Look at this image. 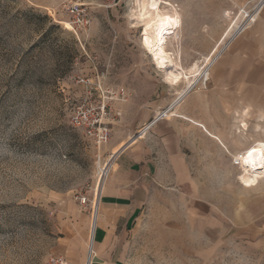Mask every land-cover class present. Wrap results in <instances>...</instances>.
Segmentation results:
<instances>
[{
  "label": "rangeland",
  "instance_id": "obj_1",
  "mask_svg": "<svg viewBox=\"0 0 264 264\" xmlns=\"http://www.w3.org/2000/svg\"><path fill=\"white\" fill-rule=\"evenodd\" d=\"M258 1L0 0V264L56 257L85 264L94 204L98 229L108 178L101 172L113 161L108 147L119 149L134 135L138 102L153 98L155 84L163 90L159 99L185 90ZM69 3L86 6V30L72 28ZM148 7L169 23L164 49L183 74L177 85L164 80L145 49L149 30L133 28L134 11ZM89 101L109 129L99 146L71 123ZM262 155L241 162L251 185L264 173ZM216 224L188 217L184 202L131 204L128 216L109 220L118 240L111 264H264V235ZM97 262L94 253L91 264Z\"/></svg>",
  "mask_w": 264,
  "mask_h": 264
},
{
  "label": "crops",
  "instance_id": "obj_2",
  "mask_svg": "<svg viewBox=\"0 0 264 264\" xmlns=\"http://www.w3.org/2000/svg\"><path fill=\"white\" fill-rule=\"evenodd\" d=\"M207 83L176 104L178 93L159 99L163 90L155 84L153 98L138 102L142 119L134 135L115 154L120 143L108 147L113 161L94 232L97 264L113 261L118 240L108 223L128 216L131 204L184 202L187 216L207 219L209 227L217 222L264 235V173L248 187L242 166L233 163L237 155L241 165L260 153L264 172V6L220 53Z\"/></svg>",
  "mask_w": 264,
  "mask_h": 264
},
{
  "label": "bare ground",
  "instance_id": "obj_3",
  "mask_svg": "<svg viewBox=\"0 0 264 264\" xmlns=\"http://www.w3.org/2000/svg\"><path fill=\"white\" fill-rule=\"evenodd\" d=\"M262 2L264 3V0H262ZM132 16L134 19L133 28L146 27L149 30V33L144 41V47L149 52L150 57L154 61L156 67L159 68V70H161L162 73L164 74V80L171 85H177L178 83H180L181 80L183 79V74L179 69L176 68L173 55L164 49L165 37L163 34V29L167 27L169 24L167 23L166 17L157 14V11L153 7L137 9L136 11H134V14ZM247 22L248 25L250 21ZM238 24L237 22L233 24V26L226 32L220 44H223V42L226 39L228 38L232 39L235 35L238 34L240 29V27H238ZM221 50L216 48V50L213 52L211 57L206 59L204 69L202 71L200 70L201 72L197 74V78L194 81L189 82L185 90H183L175 98L174 104H176V102H178L182 97H184V95L189 90H191L196 84H198V82H201L202 85H204L207 82L209 76V69L218 59L220 53L222 52ZM163 115L169 116L172 115V113L164 112ZM138 135H140V133ZM117 150L118 149L114 150L112 153L115 154ZM253 164L254 163H252L251 165ZM107 166L108 165L105 164V167ZM249 166L250 164L247 163L243 165L244 168H249ZM241 180L244 181L247 184V186H251V181L247 173L245 172L242 173ZM97 201L98 200H96L94 204V211L92 214V219L89 228L87 255H86L85 264H91V258L93 256L92 245L94 239V232L98 220V207H99L98 206L99 202L97 203Z\"/></svg>",
  "mask_w": 264,
  "mask_h": 264
},
{
  "label": "built area",
  "instance_id": "obj_4",
  "mask_svg": "<svg viewBox=\"0 0 264 264\" xmlns=\"http://www.w3.org/2000/svg\"><path fill=\"white\" fill-rule=\"evenodd\" d=\"M264 3L262 0H259L254 6L253 11L245 13V22L240 24L239 33H241L247 26V21L253 22L262 8ZM65 11L70 16V24L72 28L77 31H84L90 25L89 17L87 14V8L83 4L79 3H69L65 7ZM88 108H78L71 116V123L76 128H81L85 135L99 146L105 144L109 140V129L102 124L101 118L98 116V112H94V109L91 107L90 101L87 104ZM101 111L104 110V106L101 107ZM242 155H237L233 158V163L235 165L241 166L240 160ZM109 172V168L103 167L101 172V177L106 178ZM81 204H85V198L81 199ZM48 264H70L66 259L62 257L50 258Z\"/></svg>",
  "mask_w": 264,
  "mask_h": 264
}]
</instances>
